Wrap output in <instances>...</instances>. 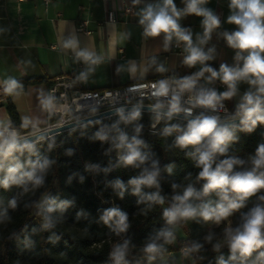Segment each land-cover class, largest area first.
<instances>
[{"label": "clouds", "instance_id": "obj_1", "mask_svg": "<svg viewBox=\"0 0 264 264\" xmlns=\"http://www.w3.org/2000/svg\"><path fill=\"white\" fill-rule=\"evenodd\" d=\"M135 2L139 3V0ZM183 2L185 6L178 9L174 0H159L156 4H148L138 13L139 23L143 26L145 36L157 37L163 34L165 47L173 38L183 42L186 53L184 64L189 67L197 64L202 66L197 73L180 80H160L152 85V96L157 100L153 105L155 119L170 120L179 113L191 115L192 107L216 112L223 107L222 101L231 99L237 94L238 84L246 82L251 87L241 97L231 119H239V129L245 132H252L258 125H264V0H229L230 15L227 17V22L236 25L237 28L232 32L225 31L221 35L227 45L236 50L235 63L233 65L222 63L218 70L206 64L207 61L214 59L215 49L209 48L205 51L203 45L211 39L212 33L220 28V18L204 6L208 0H183ZM188 15L203 18L201 21L203 33L196 36L195 42L191 30L182 27L179 23L182 17ZM63 46L75 49L76 41L69 39ZM76 57L90 66L97 65L102 60V57L87 50L77 51ZM93 70L92 67L88 68L89 72ZM164 70L163 67L158 68V71ZM205 73L209 74L206 77L209 83L218 79L226 85L227 90L219 93L214 88L201 87L197 90L198 82ZM85 75L86 73H81L82 77ZM22 87L13 78L3 82V92L6 95H19L18 90H22ZM186 93L189 94L191 102V107L187 108L181 102L182 96ZM140 115L138 108H134L127 115L121 111L120 120L128 123L136 120ZM235 128L234 124L222 123L218 115L204 113L189 120L186 127L171 125L164 128V136L173 132L178 133L176 146L182 149L189 146L194 148L189 155L200 169L196 179L204 181L200 191H197L191 183L186 186L172 184L171 203L163 211L167 225L174 226L181 221L197 218L219 224L235 211L245 207L249 198L264 190V144L258 145L255 154L250 157V168L236 170L238 167L243 168L245 164L244 160L237 157L228 156L219 159L221 156H226L229 144L236 139ZM135 131L138 134L140 126H137ZM96 135L100 140L109 139L108 134L103 130ZM113 144L120 151L119 160L124 166L140 167L149 160L147 154L141 151L145 145L138 135L129 138L125 132L119 131L113 138ZM33 149L32 143L21 142V137L14 128L0 122V172L5 173L0 179V187L8 189L12 185L24 186L28 182L38 187L44 183L43 173L51 164L47 158L37 160L35 163L30 162L29 170H25V165L18 161L5 167V162L16 153L22 154L26 151L31 153ZM159 173V161L151 160L150 165L143 168L140 176L130 179L129 183L134 186V194L140 197L138 203H147L149 207L154 203L164 204L165 198L160 195L159 190L152 193L142 192L143 187L159 189ZM114 187L119 190L118 194L122 197L124 188L122 181L117 179ZM24 191L27 192L28 188L24 187ZM211 193L219 197L215 204L203 199ZM52 204L54 201L47 207L44 215L45 229L53 228L56 224V220L51 216V213L56 211V207ZM67 204L68 202L64 201L58 207L63 210ZM16 206L15 199L10 201L11 208L14 209ZM4 215L7 218L6 213ZM101 219L106 225L112 226L117 234L125 232L129 227L127 214L116 207L106 209ZM161 239L164 243L173 242L175 235L171 227L161 230L144 246V252L149 255V259L154 258V254L163 247L158 243ZM207 240L211 241L212 236L209 235ZM224 242L230 250V256L227 260L221 257L218 264H234L236 261L246 264L253 253L257 255L251 264H264V250H261L264 249V195H259L254 206L241 214L240 223L235 228L231 226L225 228ZM128 244L129 242L125 240L122 244L114 245L110 253L114 264H124ZM200 247L199 244H194L187 251H197ZM220 248V243L214 245L215 250Z\"/></svg>", "mask_w": 264, "mask_h": 264}, {"label": "trees", "instance_id": "obj_2", "mask_svg": "<svg viewBox=\"0 0 264 264\" xmlns=\"http://www.w3.org/2000/svg\"><path fill=\"white\" fill-rule=\"evenodd\" d=\"M23 87L44 82L40 78H26L18 81ZM51 81H48L50 83ZM0 98L5 100V108L12 127L22 133L32 131L23 127L19 114L3 90ZM136 120L125 123L120 120V114L74 129L53 135L50 139L37 142L31 153H16L5 162V167L17 161L29 170V164L47 158L50 166L43 173L44 183L34 187L30 182L24 186L12 185L8 189L0 187V264H114L110 253L112 243L120 240L121 244L127 240L128 251L124 264H140L134 256V250L143 248L151 239L169 226L163 217V211L170 206L173 194L172 184L187 185L191 183L197 191L202 189L204 181H197L200 171L195 160L189 153L194 151L192 146L180 148L175 140L178 133L164 136L163 130L171 125L186 127L188 122L171 118L156 122L151 113L140 112ZM127 115V114H124ZM155 124L152 129L151 126ZM116 125V127H113ZM140 126L137 134L135 129ZM103 130L109 136L107 140H100L97 133ZM119 131L125 132L129 138L138 135L144 141L141 151L149 157L145 165L140 167L124 166L114 155H108L109 149L116 148L113 138ZM236 139L228 146L226 156H233L245 161L243 168H250V157L260 144H264V125H258L252 132H245L235 128ZM71 152V154H69ZM151 160L159 161L158 176L159 189L143 187V193L159 190L165 198L164 204L154 203L151 207L147 203H138L140 197L134 194V186L130 179L141 175L143 168L149 166ZM4 172H0V179ZM83 177V180H81ZM122 181L123 196L114 187V182ZM24 187L28 191H24ZM264 195V190L249 198L245 207L235 211L227 221L215 225L213 221L195 220L177 223L186 237L176 247L166 249V252L185 251L196 258L197 264H218L221 257L227 260L230 250L224 242V230L231 226L235 228L241 220V214L247 212L257 202V197ZM16 200V208L10 207V201ZM205 201L215 204L219 197L215 193L203 197ZM52 206L56 211L51 216L56 220L55 227L45 229L44 215L46 209ZM67 201L68 204L60 210L58 205ZM116 207L128 216L129 227L125 232L117 234L113 227L106 225L101 217L106 209ZM7 218H5V214ZM211 235L212 240L207 237ZM164 242L162 239L158 243ZM216 243L221 244L219 250L214 249ZM194 244L201 247L197 251L188 252ZM264 250V249H261ZM197 255V256H196ZM257 253L248 258L246 264H251ZM196 256V257H195ZM152 258L141 264H173L159 262ZM234 264H240L239 261Z\"/></svg>", "mask_w": 264, "mask_h": 264}, {"label": "crops", "instance_id": "obj_3", "mask_svg": "<svg viewBox=\"0 0 264 264\" xmlns=\"http://www.w3.org/2000/svg\"><path fill=\"white\" fill-rule=\"evenodd\" d=\"M159 0H52L45 7L41 0L17 2L0 0V92L3 82L9 78L17 81L40 78L44 82L28 87L19 95H11L23 127L34 129L45 127L48 122L47 82L63 75H77L78 83L84 88L102 89L130 82L143 81L163 75L182 79L200 71L201 65L189 67L184 64V49H177L164 36L148 37L142 33L138 13L148 4ZM178 9L185 5L183 0H174ZM131 6L134 14H123L122 9ZM221 20V26L212 33L203 45L205 51L214 48V59L206 64L218 70L220 64L235 63L234 49L230 48L221 33L235 31L237 26L227 22L230 15L229 0H208L204 5ZM113 9L117 20L106 23V9ZM202 17L188 15L179 21L190 29L195 42L203 33ZM87 20L89 34L78 33L75 24ZM76 41V48H65L64 42ZM175 39V38H173ZM87 50L102 57L99 64L90 66L76 57V52ZM94 70L89 72L88 68ZM163 67V72L158 71ZM81 73H86L84 77ZM208 73L203 77L205 82ZM214 80L211 83L219 82ZM246 82L238 84L237 94L227 105L236 111L241 97L250 89ZM227 87L218 88V93ZM0 122L10 123L5 100L0 98ZM158 259L159 262H167ZM171 260L170 258H168ZM174 264V262H173Z\"/></svg>", "mask_w": 264, "mask_h": 264}, {"label": "built area", "instance_id": "obj_4", "mask_svg": "<svg viewBox=\"0 0 264 264\" xmlns=\"http://www.w3.org/2000/svg\"><path fill=\"white\" fill-rule=\"evenodd\" d=\"M17 2H26L33 0H16ZM52 0H41L43 5L47 7ZM136 9L131 6H125L122 9L123 14H134ZM117 20L116 13L113 9H106V23H114ZM75 30L78 33L89 34L87 30V20H79L75 24ZM142 33L144 34L143 26H141ZM174 48L184 49L183 42H178L176 39H173L171 42ZM81 62L83 60L80 59ZM160 80H169L176 81L180 80L178 77L171 75H163L143 81L130 82L123 85L115 86V87H106L102 89H89L84 88L78 83L77 75H63L61 77H57L53 79L50 83L47 84V109H48V122L45 127L42 128H34L32 131L27 133H22L16 128H14L20 135V137H24L28 134L36 133L42 130H47L51 128L62 127L85 118L106 113L116 109H124L128 107H136V106H144L151 107L157 102L156 98L152 96L153 87L152 85L157 83ZM214 88L218 92V88H224V85L221 81L216 83L205 82L203 77L200 78L197 90L199 88ZM1 93V92H0ZM182 105L184 107H191V102L189 98V94H184L182 96ZM223 107L218 109L216 112H212L209 109L201 108V107H192L191 115H185L184 113H180L185 116H190L195 118L197 115L204 113L205 115H218L221 119V122L232 120L231 117L235 114V111L231 109L225 101H222ZM130 110L123 111V114H128ZM140 112H147L154 114L152 111L148 110H140ZM120 113L110 114L102 118H98L87 123L80 124L78 126H74L69 128L63 132H71L76 128L92 124L98 123L99 121L113 117ZM173 119L181 120L188 122V120H183L181 118L172 117ZM156 122H158L156 120ZM155 124L151 126L153 129ZM52 137V136H51ZM46 138V139H50ZM45 140V139H44ZM43 141V140H42ZM114 149H109L107 151L108 155H114L115 158L119 159L120 151ZM197 256V255H196Z\"/></svg>", "mask_w": 264, "mask_h": 264}, {"label": "rangeland", "instance_id": "obj_5", "mask_svg": "<svg viewBox=\"0 0 264 264\" xmlns=\"http://www.w3.org/2000/svg\"><path fill=\"white\" fill-rule=\"evenodd\" d=\"M33 144H35V143H33ZM225 221H227V220H225ZM215 225H218V224L215 223ZM174 235H175V239L173 240L172 243H164V242L159 243V244H162L163 247L161 248V250L158 253L154 254V258L164 259V257H167L165 260H167V262H168L169 261L168 258H170L174 262V264H197L198 260H196V258H193L192 256H190L185 251V249H181L179 251H170V252L165 251L166 249H168L170 247H176L177 244L181 240H184L186 237L184 231L178 225L174 226ZM116 244H121L120 240H115L112 243L113 246ZM134 256L138 259L137 261L140 264L144 263L147 260V258L149 257V255L144 252V247L135 249L134 250Z\"/></svg>", "mask_w": 264, "mask_h": 264}, {"label": "water", "instance_id": "obj_6", "mask_svg": "<svg viewBox=\"0 0 264 264\" xmlns=\"http://www.w3.org/2000/svg\"><path fill=\"white\" fill-rule=\"evenodd\" d=\"M134 108H138L139 110H142V111H144V110L152 111L153 110V108H151V107H144V106H136V107H128V108H124V109H116V110H112V111H109V112H106V113L94 115V116L85 118L83 120H80V121H77V122L62 126V127L51 128V129L42 130V131H39V132H36V133L28 134V135H26V136L21 138V142L27 141V142L32 143V144L36 143V142H40V141H42V140H44L46 138H49V137H51L53 135L61 133L62 131H65V130H67L69 128H72L74 126H78L80 124L87 123L89 121H92V120H95V119H98V118H102V117H105V116L110 115V114L120 113L121 111L122 112L126 111V110L132 111ZM174 116L178 117V118H181L183 120H188V121L193 119V117L185 116V115H182L180 113L176 114ZM222 123L229 124V125H233L234 124V125L238 126L240 124V121H239V119H235V120L225 121V122H222Z\"/></svg>", "mask_w": 264, "mask_h": 264}]
</instances>
